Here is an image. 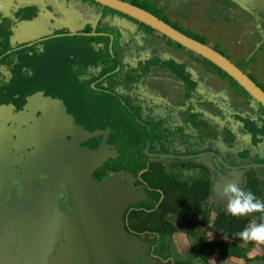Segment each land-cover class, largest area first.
<instances>
[{"label":"flooded vegetation","instance_id":"af4514ba","mask_svg":"<svg viewBox=\"0 0 264 264\" xmlns=\"http://www.w3.org/2000/svg\"><path fill=\"white\" fill-rule=\"evenodd\" d=\"M249 1L252 17L259 24L263 23L264 25V5L255 0ZM172 26L190 36L189 32L183 31L179 26L175 24H172ZM256 33L257 30L254 33L255 39L257 38ZM69 34V30L62 29L57 37L65 38L69 37ZM52 36L55 37L56 34ZM197 40L203 43L202 38ZM163 45L168 46L167 43H163ZM170 48L165 47L164 49L167 55L170 53ZM210 48L233 63L226 53L223 52V54L212 46ZM172 53L175 56V52ZM11 55L14 56L15 51L6 52L3 57L1 56L0 64L8 62L6 59ZM184 58L185 61L177 60L173 62L181 63V67L188 71L190 62L195 65L197 59ZM199 58L203 62L204 69L200 73L192 74L200 75V83L207 88L199 86L194 90V94L203 99L197 103L195 101L177 100V98L173 101L160 100L156 95L157 93H147L148 87L160 83L164 88L165 85L168 86V83H172V80L167 82L157 80L156 74L153 76L149 72L145 73L146 71H142L140 66L134 67V65H131L127 67L121 79L125 82L124 90L115 88L117 90L115 93L108 92L114 94L111 97L113 101L105 100L110 104L109 113L120 116L121 122H112L108 119L107 112L103 111L108 123L105 128H108L110 134L104 142H111L113 148H117L129 139L136 141L138 146H141L142 142L144 144L142 153L146 149L150 157L156 156L161 161L169 160L170 162L180 163V165L187 163L184 165L185 168L189 166L197 167L198 165H195L194 161L198 160L205 161L210 167L207 158L210 156L213 168L224 170V181L228 177H231L230 180L236 181L235 176L232 177V170H235V173L244 164L236 157L235 148L226 146V152L229 153L225 154L227 156H223L217 150V148L221 149L223 145L218 143L217 146L213 147L212 144L215 143L214 140L218 135L214 140L209 135V111L212 107L218 111L223 109L227 114H232L234 111L232 110L231 101L259 103L246 94L234 80L218 67L200 56ZM50 59L51 57L47 56V60ZM19 60L22 62L21 59ZM233 64L264 90L262 80L259 81L257 77L253 78L254 75L247 72L238 63L235 64L234 62ZM163 70L165 71V69ZM93 75L97 76L98 73L93 71L91 76ZM71 77L74 78V76ZM177 88L176 82L174 90ZM184 90L181 92L183 93ZM143 97L144 101H141ZM113 98L118 100L117 103L114 102ZM147 98H149V101ZM29 102L26 101L23 106ZM9 104L10 102L7 103V105ZM62 104L58 105L56 113L45 112L42 120L26 118L24 125L27 128L23 126L22 130L16 131L18 136L13 134L12 140L4 138L9 132L0 129V264H30V261L35 260V258L43 263L51 261L54 264H62L69 257L68 251L64 248L70 246L69 241L76 247L82 243H90V237L95 227L93 223L95 218L92 216V212L96 206L90 204L87 207L85 205L90 203L96 193L93 191L88 193L89 185L99 182L94 173L108 162L93 170L92 175L94 176L84 177L83 190L79 194L77 192L71 203H67L71 195V183L64 177L76 170L87 168L90 163L83 158L86 155L81 152V149L86 150L89 148L90 151L95 149L99 131L92 130L88 132L84 130L78 120L74 119L81 127L80 138L83 142H78V137L73 136V129H69L72 125V119L67 120L68 115L64 114V107L65 111L67 110L73 118L76 115L67 101H63ZM240 110L242 116H239V113L234 116H237L233 125L234 136H238L236 128L238 126L242 127L245 132L250 134L255 153L256 148H260L258 137L264 136V108L262 106L257 107L254 113L252 112L253 109L247 111L240 108ZM198 118H205V120L198 122ZM1 119L11 121L7 118ZM37 120L43 122V126H52V128H45L42 131H38L40 129L32 130L31 128L37 127V123L34 122ZM182 122L185 123V127L181 126ZM35 133H40L37 138L40 142L38 144L30 139V136ZM200 133L208 136L206 142L200 139L198 136ZM90 135L96 137V142L85 146L86 142H90ZM253 137L256 138L253 139ZM262 142L264 143V138ZM262 142L261 147L264 149ZM73 146L77 148V151L73 150ZM105 147H102V150L103 148L106 150H103V157L108 154H106L107 147ZM230 149H233V151L230 152ZM214 154L220 156L223 164L218 161ZM189 161L192 164L188 163ZM261 164L264 165V162H261ZM73 165H75V168H72ZM227 170H229L231 176L225 172ZM78 198L82 199V204H78ZM99 201L98 199L95 200L96 203ZM87 209L91 213L89 216L86 214ZM81 212H84L85 215L80 216ZM54 248H58L59 251L53 252ZM61 248L62 250H60ZM71 253L70 256H73V251Z\"/></svg>","mask_w":264,"mask_h":264},{"label":"crops","instance_id":"0c3cea01","mask_svg":"<svg viewBox=\"0 0 264 264\" xmlns=\"http://www.w3.org/2000/svg\"><path fill=\"white\" fill-rule=\"evenodd\" d=\"M3 1H5V0H0V3ZM9 1L11 2V0H9ZM122 1H124V0H122ZM129 1L130 2H128V3L133 4V3L137 2L138 0H129ZM177 1L180 2L179 0H173L172 2L175 4ZM46 2H47V0H38L37 4H40L38 7L28 5L27 3H29V2H24V0H22L21 2H18L16 4H12V2H11L12 5L8 8V9H11V11H7L8 9L5 8V7H8L7 5H4L5 7L0 5V55L1 56L5 55L6 52L16 51L17 49H21L22 47L35 48L37 45H40V46L44 45L42 40L46 39L47 37L36 36V38H33V40H30V39H27L23 34H22L21 38H20V36H21V33L24 30V28H26L29 25H35V23L39 20V17L35 16L33 14V12H38V13L40 12V14H41L40 17L42 20H44L45 24H48L50 26L52 25V22H54L52 20L55 18L54 15H56V17H57V14H55L54 12L51 13L53 11L52 7L51 8L47 7ZM166 3H168V5L171 4V2L168 0H160V1H157V6L158 5L160 6V4L162 5V4H166ZM260 3L264 5V2H260ZM29 4H31V3H29ZM47 5H49V4H47ZM133 5H135V4H133ZM176 5H178V4H176ZM75 6H77L76 9L73 7L71 10L72 11L76 10L78 17H79V15H83V18L80 17L81 19H90L94 23V28L89 27L90 31H86V33H88V35H89L88 39L91 40L89 47L91 48L94 45L97 46V40L98 39H103V38L107 37L108 41H107L106 47L109 50V54H110L111 59L115 60V62L111 61L112 63L110 65L108 64L109 62H106L104 60L100 61L99 63H96L94 58H96L97 55L92 56V58L89 56L90 57L89 59H91V61L87 64L88 71L87 70H85V72L80 71V74L78 76H74V78H73V77L69 76V73H75L76 68L69 66V63H64L66 60L63 62L62 65L60 63V61H62V57L64 56V54L69 52V50H67L66 48L62 49V47H61L62 46L61 44L63 43L64 40L60 39L59 41L55 42L54 40L56 38L48 39L46 41H47V43L50 42V44H51L50 48L52 49V52H54L56 55L55 56L56 61L51 60L53 57L52 55H51V59L47 60L46 55H49V54H47V53L43 54L41 51L37 50L36 53L35 52H24L25 56H23L22 58H25V61L23 62V60H22V62H20L19 57H18L15 60V64H11L9 67V69H10L9 73L13 72V81L11 82L12 87L14 89H19V90L25 89V92H21L20 96L31 93V92H27V90L28 89L34 90V87L39 82H41V83L43 82L45 84L47 83L45 86V89H40V92H47V93H45L47 95V98H43V100L44 101L48 100V101H60L61 102L64 100H63L62 96H59L57 94L59 92V90H63L65 92L71 90L72 88L69 89L66 86L69 84H72L74 81L75 82L77 80L79 81L81 79V77H83L84 75H88V76L84 78L83 85H87V86H90L93 88L96 87L102 91L115 93V91H117L116 90L117 88H119L120 90H124L123 87H124L125 82L122 81L121 79L124 75L125 69L127 67H130L131 65H134V67H138V66L142 67V71H146L145 73L149 72L150 75L152 74L153 76H155V74H156L157 80L166 81V82L172 80V83H168V86L165 85L164 88L160 85V83H158V84L155 83L153 85L154 93H157L156 95H157V97H159L160 100H162V101H173L176 98H177V100H182V101H202L203 100L202 97L196 96L194 94V90L196 88H199V86L207 88L202 83H200V77H201L200 75H193L192 74V73H197V72L200 73L204 69V65L198 56L194 55L198 59H197L195 65L190 62V69L188 71L184 70L181 67V65H180L181 63H176V68L174 69V71L171 69H168V68L159 67L160 65H162V62L159 61L160 62L159 64L156 62L159 59L158 57H160L164 60H166V59L163 58V54L161 52H157V50L159 48H164V47H166V48L171 47V48L177 49L178 47L176 46L175 43L171 42L170 40L165 38L163 35H161L157 32H154L151 29V31H152L151 36L153 38V41L148 40L145 37H142V40L145 41L146 43H148L149 46L145 45V44L141 45L140 43L134 44V42L128 36H126L124 28H129L131 26L136 30L137 33H141L142 29L133 26L132 25L133 23H131V22H135L136 24H141L140 22L135 21L131 18L128 19L129 17L127 18V17H125V15H121V13L112 11L108 8L96 5V4L88 2L86 0H84V1L79 0V2L75 4ZM135 6L141 7L138 4H136ZM191 8H190V10H191ZM158 9L160 10V8H158ZM106 11L107 12L110 11V12L115 13V14L110 15ZM235 11H236V18L238 19L237 23L235 20L226 22L225 20L219 19L220 21L223 22L222 24H220V26L225 25L224 28H226V26L228 25L227 27H229V30H226L224 32V34L226 35V36H224V38H221V36L218 35L220 33V30L217 27L219 26L218 23L220 21H213L217 25V26H215V32L211 31L210 34H208L206 37L197 36V35H199L197 33V30L190 29L188 27H184L185 29H183V28H181V29L183 31L191 32L190 37H192L194 39L202 38V42L207 46L210 45L212 47L217 48L216 43L218 42V40H222V44L224 43L223 44L224 49L220 50L219 48H217V50H219L222 53L223 52L226 53V51H228L229 47L232 45L234 46L236 43L238 44V46L245 49V52L249 51V52L258 53V51H260L261 49H264V46L261 47L260 43L256 44V42L252 46V42L254 41V39H253L254 34H253V37L250 36L251 32H249L248 29L251 26H253L254 29L252 32L255 33V30H257V27H255V26H258L259 22H257L254 19V17H252L250 8L246 11V13H244L241 9H236ZM187 12H188L187 17L189 18L190 14H191V13H189V9ZM191 12L194 13L195 11H191ZM84 15L86 16V18ZM158 16H160V18H166V19L170 20L163 13H161V15H158ZM63 17H64L65 23L67 25H71L69 22V19L66 18V16H63ZM175 19L177 22H174L173 24H176L178 26H179V24L184 25L183 23H181L178 20V16H176ZM244 25H246L245 29H244ZM141 26H143V25H141ZM17 27H19V29ZM71 33H73V35H74L75 33H78V30H76V28L73 29L71 27ZM53 34H56V32H54ZM17 35H19V37H17ZM243 36L247 37V40H244ZM66 41L69 43L72 42L73 44H75V42H78V43L82 42L78 38H76V39L67 38ZM3 42L6 43L5 46H2ZM10 43H12V44H10ZM163 43H167V45L169 47L164 46ZM83 47L86 50H89V47L87 46V44H84ZM180 48L183 49L184 51L189 52L188 50H186L182 47H180ZM78 49L83 51V49L81 47H78L76 50H78ZM231 52L232 51H229V53H231ZM191 54H193V53H191ZM104 55H105L106 59L108 60V57H107L105 51L102 55H100V56H102L101 58L105 59ZM255 56L256 55H250V56H248V58L250 59L251 57L253 58ZM36 59H39L40 61H42V64L45 67H47L49 70L48 71L44 70L46 72L45 74L42 73V75H40L38 77L36 76V81L35 80H28L29 75L32 77V75L35 74V71H39L42 68V67H40L41 62L39 60H36ZM31 60H33V62H31ZM239 60H241V57ZM34 61H35V63H34ZM241 61H242V63L244 62V60H241ZM28 62H30V63H28ZM55 64H56V66H55L56 70L54 72V70H53L54 66L53 65H55ZM23 65H24V67H22ZM90 66H92L93 68L90 69ZM153 66H155V67H153ZM51 69H52V71H51ZM163 69H165V71ZM93 71L98 73V75L97 76L96 75L91 76ZM67 73H68V77L64 76ZM61 74H63V77H60ZM252 74L254 75L253 78L257 77L259 79V81L262 80L264 82L263 76H261V75L259 76L258 73H252ZM99 76L101 78H98ZM178 76H179V79H182V80H179ZM1 77H2V74L0 73V79H1ZM78 77L80 79H78ZM214 81H215V79H214ZM63 82H65V83H63ZM176 82H177L178 88L176 90H174V88L176 86ZM103 83H106V86L111 91H108L107 89H105ZM48 84H50V86L51 85H58V88L49 87ZM59 84L61 86H63V88H60ZM28 85H30V86L32 85V87L27 88ZM99 85H101V86H99ZM73 88L75 89V86ZM37 89H38V93H39V88H36L35 90H37ZM53 89L57 90V91L54 93ZM170 89H171V91L169 92ZM182 90H184L183 93L181 92ZM186 90H187V92H186ZM51 91L54 93L53 95L50 94ZM10 93H12V92L10 91ZM149 94H151V93H149ZM25 96H22L21 98H24L27 101V98H25ZM97 99H101L100 101H105L103 99V97L101 96V93H97ZM147 99L149 101V98H147ZM106 100L113 101L111 98L106 99ZM72 101H75V99L73 98ZM141 101H144V97L142 98ZM152 101H153V99H152ZM231 106H232V110H235V111L237 110L241 113H242V111L240 110V108L245 109L247 111L252 110L254 108L255 109L257 108L256 104L253 101H231ZM255 109L252 111L253 113L256 112ZM64 111H65V109H64ZM252 112H250V114H252ZM67 115H68L67 120L71 119V116L69 114H67ZM211 115H212V113L210 112V117H212ZM213 120H215V119L213 118ZM82 126L84 127L83 124H82ZM93 130L99 131L98 129H93ZM252 132H254V131H252ZM254 133H256V132H254ZM245 135L250 136V134H248V133H246ZM89 138L91 140L94 137L92 135H90ZM255 138L256 137H253V139H255ZM263 138H264V136H260V143H259L260 148L257 147L255 150V153L253 151L254 154L252 155L251 159H239L243 162L244 165L241 169H239L236 172L237 175L234 177V178H236V181L238 184L247 183L246 182L247 179H251L252 180L251 183L259 184L260 187H262V189L260 191L261 196H262V201H264V186L262 183L257 182L258 180L260 182L259 175H257V173L254 170H257V169L264 170V165L261 164V162L264 161V149L261 147V142H262ZM258 139H259V137H258ZM262 144L264 145L263 142H262ZM237 148H238V146L236 145L235 151L238 150ZM115 150H117V148L114 147L113 152H115ZM226 153H229V152L227 151ZM236 153H235V155H236ZM250 172H255L258 179L254 180L253 177L251 176ZM113 173L114 172H110L109 174L113 175ZM118 173L122 174V176H126L127 178H128V176L131 177L129 175V173L125 172L124 170L118 171ZM246 177H247V179H246ZM225 183H228V182L225 181ZM245 187H247V186H245ZM212 201H214L215 205H213L212 207H209L210 203L208 204V208H205V210L207 209L208 211L206 212L204 210L199 215L198 225L202 226V224H205L204 228H203V226H202V228H203V230L205 229L204 235L208 239H210V240H222V239L226 238V232H225V230L218 229L216 227V225L214 224V219L216 217V213L221 208L225 207V204L227 201L222 200L220 203H217L216 197H214L213 200H210L209 202H212ZM167 218L174 225L175 228H177L180 225V229H181V225H182V222L184 220L180 216L175 215V214H169L167 216ZM246 218L248 219V221L246 223V227L250 223H253V222H255V223L262 222L261 220L259 221L256 218L254 213L247 215ZM124 230L130 236H133V235H136V236L140 235L141 236L142 234L152 235L151 233H147V232L142 233V234L129 232V231H127L125 225H124ZM143 236L141 237L142 239H143ZM166 236H168L170 241L164 240V237H166ZM137 238H139V237L137 236ZM102 240H103V237L100 234H98L94 239H92V244L97 245L98 242L102 241ZM130 240H131V242L128 241L127 244H125V242H122L121 244H119L117 249L110 248V251H108V249H104L103 253L105 256H108L110 258L111 264H145L146 259H145V256L143 254H146L145 250L147 248H143L142 246H140L138 243L140 240L136 239V241H135L136 242V244H135L136 249H135V247L133 245L134 240L131 237H130ZM169 243H170V246H169V250H168V244ZM179 243H180V239H173V241H172V238H170V236L168 234L157 233L153 238L152 248L149 247V251H148V253L153 251V255L151 256V259H149V261L146 264H155V262L157 260H158V262H167V261H169V259H173L172 262H174L175 260L192 259L194 264H264V259L257 258L260 256L262 257L264 255V246H257L255 243H252V242L245 243L241 239L236 240V245H238L241 248V251L243 254V256H241V257L240 256H225L222 254H213V255H206L205 254L206 257L201 258L197 252L190 255L189 254V251H190L189 248L188 249L187 248H183V249L176 248V247H180ZM171 245H172V251L170 250ZM190 248H191V246H190ZM141 249L143 250L142 254H141ZM93 252L95 253V251H93ZM175 252H176V255H175ZM173 255H175V258H171ZM152 261H154V262H152Z\"/></svg>","mask_w":264,"mask_h":264},{"label":"rangeland","instance_id":"374dc122","mask_svg":"<svg viewBox=\"0 0 264 264\" xmlns=\"http://www.w3.org/2000/svg\"><path fill=\"white\" fill-rule=\"evenodd\" d=\"M21 1L22 0H11L12 4H16V3L21 2ZM37 1L38 0H24V2L31 3V4L27 3L28 5L38 7L40 4H37ZM124 1L130 2L129 0H124ZM157 1H160V0H138L137 2H135L133 4L140 5L142 8L153 13L156 16L161 15V13H163L165 16H167L170 19V20H168V22L171 24H173L174 22H177L175 17L178 16V20L184 24V25L179 24L180 28L185 29L184 27H188L190 29L197 30V33L199 34L197 36H202V37H206L208 34H210L211 31L215 32V26H217V25L213 21L225 20L226 22H229V21L235 20L237 23L238 19L236 18V11L235 10L241 9L244 13H246V11L250 7V1H248V0H179L180 2L177 1L175 4L172 2L173 0H168L171 2V4H169V5H168V3L162 4V5L160 4L161 7L159 5L157 6ZM255 1L264 2V0H255ZM11 2L9 0H5V1L1 2L0 5L1 6L7 5L8 7H5V6L4 7L6 9H8L12 5ZM78 2H79V0H47L46 6L49 8L52 7L53 11L51 13L54 12L55 14H57V17H56V15H54L55 18L52 20V21H54V22H52V25L50 26L48 24H45L44 20H42L40 17L41 16L40 12L39 13L33 12V14L35 16L39 17V20L35 23V25H29L26 28H24V30L22 31L21 36H20V38H21L22 34H23L27 39L33 40V38H36V36L46 37V36H49L50 34H53L54 32L59 34V33H61L62 29L69 30L70 34H69V37H67V38H70V39L78 38L82 41L81 43L75 42V44L71 45V47H69V46L67 47L71 51H76L75 55H73V57H72V60L74 62L70 65L71 67L76 68V70H75V73H69V76H78L80 74V71H84V72H85V70L88 71L87 64L91 61V59H89V58L90 57L92 58V56H95V55H97V57L96 58L93 57V58L95 59L96 63H99L100 61L104 60L106 62H109L108 64L110 65L112 63L111 61L115 62V60L111 59L110 54H109V50L106 47L107 41H108L107 37H105L103 39H98L97 40V46L94 45L91 48L89 47L91 40L88 39L89 35H88V33H86V31H90V28H94V23L90 19H81V18H83V15H79V17H78V14L76 13L77 11L71 10L73 7L76 9L77 6H75V4ZM47 4H49V5H47ZM176 4H178V5H176ZM158 8H160L161 11ZM190 8H191V10H190ZM188 9H189V13H191L189 18L187 17ZM7 11H11V9H8ZM191 11H195V12L192 13ZM107 13H109L110 15L115 14V13H112L110 11H108ZM121 15H123V14H121ZM63 16H66V18L69 19V22L71 25H67L65 23ZM125 17H127V16H125ZM85 18H86V16H85ZM128 19H130V18H128ZM162 19H166V18H162ZM131 23H133L132 24L133 26L142 29V32L137 33L136 30L130 26L129 28H124L126 36H128L134 42V44L140 43L141 45L145 44V45L149 46L148 43H146L145 41L142 40V37H145L146 39L153 41V38L151 36L152 35L151 29L148 27L146 28V26H144L143 24H136L135 22H131ZM222 23L223 22L220 21L218 23L219 26L217 28L220 30V33L218 35H220L221 38H224V36H226L224 34V32L226 30H229V27H227L228 25L226 26V28H224L225 25L220 26V24H222ZM141 25H143V26H141ZM71 27L73 29L76 28V30H78V33H75L73 35V33H71ZM245 27H246V25H244V29H245ZM17 28L19 29V27H17ZM257 28H258L257 33H256L257 38L256 39L253 38L254 41L252 42V46L256 42V44L260 43V46L262 47V46H264V38H263V36H264V25H263V23L259 24L257 26ZM248 31L252 32L253 26H251L248 29ZM189 34H191V32H189ZM253 34H251L250 36H253ZM17 37H19V35H17ZM243 39L247 40V37L243 36ZM59 40L60 39L56 38L54 41L56 42ZM10 44H12V43H10ZM84 44H87V46L89 47V50H86L83 47ZM223 44H222V40H218V42L216 43V46L220 50H223L224 49ZM50 46H51V44L49 46H46L45 44L43 46L37 45L35 48L22 47L21 49H17L15 51L14 56L11 55L9 58L6 59V61H8V62L2 63L0 65V73L2 74V77L0 79V117L1 118H7V119L11 120V121H3L0 118V129L4 130V132H9V133H7L6 137H4V138L12 140L13 134H15V136H18V133H16V131L22 130L23 126L25 128H27L24 125L26 118L42 120V119H44L45 112L56 113L58 110V105L63 102V101L60 102V101H48V100L44 101L43 98H47V95L45 94L47 92H40V89H45V86L47 83L45 84L43 82L42 83L39 82L34 87V90L27 91V92H31V93L25 94L26 96L22 95V96H25V98H27V101H30L27 105L23 106V103H26V100L24 98H21L22 96H20V94H21V92H25V89H21V90L14 89L12 87V84H11V82L13 81V72L9 73V70H10L9 67L11 64H15V60L18 57H19V59L23 60V62H24L25 58H22L23 56H25L24 52H35L36 53L38 50L44 54L48 50V54H51L53 56L51 60L56 61L55 53L52 52V50H49ZM78 47H81L83 49V51L80 49H78L79 51L76 50ZM164 49H165V47L159 48L157 50V52H161L163 54V58H165L166 60L158 57L159 59L156 62L158 64L160 62H162V65H160L161 67L168 68V69H171L173 71L176 68V63L173 61H177V60L178 61L179 60L185 61L184 57L198 59L196 56H194V54H191L190 52L184 51L181 48H177V49L170 48L169 49L170 53L168 55L164 51ZM104 51L108 57V60L106 59L105 55H104L105 59H102L101 58L102 56H100L104 53ZM229 51H232V52L229 53ZM172 52H175V56L173 55ZM226 54L228 55V57L230 56L229 59L232 60L233 63L234 62H235V64L238 63L244 69H246L247 72L258 73L259 76L261 75L264 78V49H261L260 51H258V53L249 52V51L245 52V49L238 46V44L236 43L234 46L232 45L229 47L228 51H226ZM250 55H256L254 57L255 59H252V57L249 59L248 56H250ZM240 57H241V60H244L243 63L241 60H239ZM231 58H233V59H231ZM33 60H31V62H33ZM36 60H39V59H36ZM40 62H41L40 67H42L41 70L35 71V74H33L32 77L29 75L28 80H35L36 81V76L38 77V76L42 75V73L45 74L46 73L45 71L49 70L47 67H45L42 64V61H40ZM28 63H30V62H28ZM34 63H35V61H34ZM92 68L93 67L90 66V69H92ZM64 76L68 77V73L65 74ZM87 76L88 75H84L83 77H81V79L79 78L81 80V81L79 80L80 82L77 80L76 82L74 81L72 84H69L66 86L69 89L72 88L71 90H69L67 92H64L63 90H59V92L57 94L59 96H62L64 101H67L68 105H70L69 107L72 109V111L76 115L75 118H73L70 115L71 119H72V121H71L72 125L69 127V129H71V130L73 129V131H74L73 136L78 137L77 138L78 142H81V143L83 142V140L80 138V128L81 127L78 125L77 122H75L74 119H76V121L78 120V122H84L83 128H84V130H86L88 132L92 131L93 129L99 130V135L97 136V140H96L97 142L94 141L96 139V137H95V138L91 139L90 142L85 143V146H86V145H92L96 142L95 143L96 148L91 151L92 153H90L89 158L87 157V155L83 156V158L86 160L88 158L87 161L91 162L92 158L94 157L97 159L96 160L97 163H99L101 166H103L102 165L103 163H106L107 161L116 159L118 157V155L120 154V152L122 151L121 149H124V148L129 146V142L126 140L124 142V144L117 147L118 149L115 150V152H113V146H112L111 142H104L108 139L110 134H109L108 128H105L106 125L108 126V123H107V120L105 118L103 111L107 112L108 119L114 123H120L121 118H120V116H118L115 113H113V114L109 113L110 104H108L106 101L96 102L91 107V105L88 101H96V100H94V99L92 100L90 98V96H88V95L94 94L95 95L94 97H97V93H101V96L103 97V99L106 100V99L111 98L114 94L108 93L106 91H100V90H98V92H97L96 87L93 88V87H90L87 85H83L84 78ZM60 77H63V74H61ZM98 78H101V77L99 76ZM63 83H65V82H63ZM103 84H104L105 89H107L108 91H111L106 86V83H103ZM48 85H49V87L58 88V85H51V86H50V84H48ZM74 86H75V88L79 87V88H84L86 90H87V88H89V90H87V92L83 94L80 91L75 89L77 92H79V93H77L76 91L73 90ZM99 86H101V85H99ZM30 87H32V85ZM59 87L63 88V86H61L60 84H59ZM36 88H39V93H38V89L35 90ZM10 91L12 93H10ZM56 91L57 90L53 89L54 93ZM53 92L51 91L50 94L53 95L54 94ZM147 93H151V94L154 93L153 85L148 87ZM78 95L80 96V98L79 97L77 98ZM73 98L75 100L80 101V104H78L79 107H78L77 103H74L76 101H72ZM113 99H114V102L117 103L118 100L115 98H113ZM8 101L10 102L9 105H11V106L7 105V103H9ZM107 101L110 102L111 100H107ZM197 102H199V101H195V103H197ZM211 102H219V101H211ZM71 103H73V104H71ZM85 106L87 107L86 110H85V108H82L81 112L78 114L79 108L85 107ZM100 110H101V112H100ZM90 111L94 112L93 115L90 114ZM233 111L234 112H232V114H227L223 109H220L218 111L215 108L211 107V110L209 112L212 113L211 116L215 120H213L212 117H210V119L208 120L209 135L213 140L215 139L216 135H218V137L214 140L215 143H213L212 145H213V147L217 146L218 143L223 145V147H221V149L217 148L218 152H220L223 156L226 154V146L234 149L237 145L239 147V149L236 150V152H237L236 157L238 159H251L252 155L254 154L253 153L254 148H253V144H252V140H251L250 136L245 135L247 132H245V130L240 126H238L236 128L238 136L237 137L234 136L235 131L233 130V125L235 124L234 120L237 117V116L236 117H234V116L237 113H239V116H242V113L237 111V110L236 111L233 110ZM65 113L68 114L69 112L66 110V112L64 111V114ZM87 114H88V118L84 119L83 116H85ZM18 117H20V118H18ZM38 120L34 121L37 123V127L31 128L32 130L40 129L38 131H42L45 128H49V129L52 128V126L51 127L43 126V122L38 121ZM204 120H205V118H198V122L204 121ZM245 120H247V119H245ZM117 126H119V125H117ZM181 126L185 127V123L182 122ZM39 134L40 133H35V134H32L30 136L31 141H33L35 144L40 143L37 139ZM198 136L204 142H206L207 137H208L204 133H200V134H198ZM4 138H2V139H4ZM4 140H6V139H4ZM258 140L260 143V137ZM104 146L107 147L106 154L107 153L108 154L106 157L105 156L101 157L100 155H94V154H98L96 152L97 151L96 149L100 150ZM84 148H87V147H84ZM233 149H230V152L233 151ZM87 150H89V148H87ZM103 150H104V148H103ZM104 151H106V150H104ZM85 152H87V151L84 150L83 154ZM225 156H227V155H225ZM161 164L165 168V170L167 169L168 171H171L172 173L179 174L182 177V179H187V178H191V177L193 178V177H196L198 175L205 178L203 172H207V171L210 175L212 174L209 165L207 163H205V161H200V160L194 161V164L198 165L196 168H185V167L180 168V163H175L172 161L170 162L169 160H162ZM186 164L187 163H184V165H186ZM200 167H202V169H200ZM203 170H205V171H203ZM227 171H229V170H227ZM232 171L234 172L235 170H232ZM254 171L257 173V175H259L260 182H259V180L257 182L262 183L264 186V170L257 169ZM106 172L107 171H105L104 173H106ZM255 172H250L251 176L253 177L254 180L258 179ZM92 174H90V176L95 175V173H94V175H92ZM107 174H108V172H107ZM109 178L112 181L110 183H116L117 180H120L123 183V185H119L118 189L120 190V192L127 194V197H128V195L130 196L133 194H138L140 196V199H141L140 201H147V202L151 201V199L148 197L147 193L145 192L144 185H142L139 180L136 181L134 177L131 178L128 176V178H127L126 176H122V174H113V175H109ZM246 179H247V177H246ZM246 182L247 183L238 184V186H240L241 188H244L245 186H248L247 184L251 183L252 180L247 179ZM97 185H100L99 187H97V189H98L97 192H108V189L106 188V184L98 183ZM221 190L219 189V192L217 194L218 196L216 197L217 203H220L222 200L227 201V198L222 195ZM112 191L115 192L114 188L112 189ZM140 201H138L136 203L135 202L134 203H127L125 206H123V208L126 209L128 207L135 206ZM123 225H125V221H124ZM143 235L144 234H142L141 236L137 235L139 238H137L136 235H133L130 237L134 240V244H133L134 247L136 246L135 241H136V239H138V240H140L138 242L139 245L142 246L143 248H147L145 250L146 254H143L145 256V259H146V262H145V264H146L149 261V259H151V256L153 255V251L148 253L149 247L152 248V245H153V237H152V235H147V234H145L144 236ZM168 235L170 236V238H172V241H173V239H180V243H179L180 247H176V248H179V249H183V248L188 249L189 248V249H191L190 246L193 243V239L188 233V225L186 224V222H184V221L182 222L181 229H180V225H179L177 228H175V231L173 233H170ZM142 236H143V239L141 238ZM164 240L170 241L168 236L164 237ZM169 246H170V243L168 244V250H169ZM135 249H136V247H135ZM170 250L172 251V245L170 247ZM142 251L143 250L141 249V254H142ZM175 255H176V252H175ZM175 255H173L171 258H175ZM172 260L173 259H169V261H167V264L172 263ZM152 262H154V261H152Z\"/></svg>","mask_w":264,"mask_h":264},{"label":"trees","instance_id":"16d2710c","mask_svg":"<svg viewBox=\"0 0 264 264\" xmlns=\"http://www.w3.org/2000/svg\"><path fill=\"white\" fill-rule=\"evenodd\" d=\"M86 1L94 3L89 0ZM46 37V39L42 40L43 44H45L46 46L50 45V42L47 43L46 40L58 38L57 35L55 37H51V35ZM58 39L64 40L61 44L62 49L66 48L67 50H69L67 47H71V45H73L72 42H67L68 44L65 42L67 37ZM5 44L6 43L3 42L2 46H5ZM49 50L52 49L49 48ZM46 53L48 54V50ZM75 53L76 51L69 50L68 53L64 54V56L62 57V61H60L61 65L66 60L64 63H69L70 66L74 62L72 60V57L73 55H75ZM46 56L51 57V54ZM53 66L52 67L55 72L56 64ZM29 87L30 85L27 86V88ZM75 89L83 94L86 93L87 90H89V88H87L86 90L79 87H76ZM75 89L73 88L74 91H76ZM98 90L100 89L96 88L97 92ZM27 91L32 90L28 89ZM88 96H90L92 100H96L92 103L90 102L91 107L96 102H99L101 100L97 99V97H94V94H90ZM78 97L80 98L79 95L77 96V98ZM75 101L76 102L74 103H77V105L80 104V101ZM256 106L261 107L260 104H256ZM82 108H85L86 110L87 107L85 106L79 108L78 114L81 112ZM93 113V111H90L91 115H93ZM83 117L84 119L88 118V114ZM79 123L83 124L84 122ZM128 142L129 146L121 149L122 153L119 157L108 161V163H106L103 167H100L95 172V177L97 178V180H100L107 174V172H118L124 170L125 172L129 173L131 178L134 177L136 181L139 180L141 184L144 185L145 192L147 193L151 201H140L135 206L128 207L125 210L123 218L127 231L137 234H142L145 232L151 233L153 238L157 233H173L175 231V227L168 220L167 216L169 214H175L180 216L184 220V222H186V224L188 225V233L193 238V243L189 251L190 255L197 252L201 258L206 257V255L213 254H222L225 256H243L241 248L236 245V240H239L236 234L243 231L246 227V223L248 221L246 216L233 217L227 214L225 204V207L221 208L216 213V217L214 219V224L216 225V227L218 229H223L226 232V238L222 240L208 239L204 235L205 229L203 230V228L205 224H202L203 228L201 225H198L199 215L205 210V208H208V204L210 203L209 207L215 205L214 201H209L218 196L217 194L219 192V189L217 186H223L224 184H226L224 181L225 177L223 176L224 170H215L213 168V162L210 159V156H208L207 158L209 160L210 170L212 172L211 175L207 171L203 172L205 178L198 175L193 178L191 177L182 179L179 174L172 173L167 169L165 170V168L161 164V159H159L158 157H147L144 153H142L144 145L142 142L141 146H138V143L132 139H129ZM188 163L192 164L191 161H189ZM184 167V165H180V168ZM188 168L196 167L189 166ZM105 171L107 172L104 173ZM225 172L229 176L233 174L232 177L237 175L236 172H233L231 174L228 171ZM229 178L231 177H228L226 182L232 181ZM244 189L246 191L253 192L257 196V198L262 200L260 192L262 187H260L259 184L249 183L248 186ZM205 211L207 212L208 210L206 209ZM254 214L259 221L261 220V217L264 216V214L262 213ZM257 258L264 259V255ZM155 264H167V262H158L157 260ZM170 264H194V262L192 259H184L175 260Z\"/></svg>","mask_w":264,"mask_h":264},{"label":"water","instance_id":"95a60500","mask_svg":"<svg viewBox=\"0 0 264 264\" xmlns=\"http://www.w3.org/2000/svg\"><path fill=\"white\" fill-rule=\"evenodd\" d=\"M92 1L102 7L108 8L112 11L121 13L135 21L140 22L141 24L149 27L164 35L168 39L174 41L175 43L179 44L180 46L192 51L196 55L202 57L203 59L209 61L211 64L218 67L221 71L227 74L232 80H234L244 91L248 94L251 98H253L256 102H258L264 108V90L259 87L255 81L251 80L243 71H241L237 66L231 63L226 57L222 56L220 53L215 51L214 49L199 43L198 41L187 37L180 31L176 30L175 28L171 27L153 13L145 10L144 8L137 7L131 3L122 1V0H89ZM73 150L77 151V148L73 146ZM98 154L103 156L102 149H96ZM84 149H81L83 152ZM84 155H87L89 158L91 151L87 150ZM146 155H149L144 149L143 151ZM210 155L212 153H209ZM218 161L222 164V160L220 156L214 154ZM87 158V160H88ZM86 160V161H87ZM96 158H92V163L87 165L86 169H79L71 174H67L64 179H67L71 183V195L67 200V203H71L73 197L76 196L83 190L82 184L84 183L83 178L86 176H90L92 171L101 166L97 163ZM75 168V165L72 166ZM66 171V170H65ZM85 175V176H84ZM103 184H106V188L108 192H97V187L100 185L97 184H90L89 191H93L96 194L93 195V199L90 201L89 204L85 205L89 207L91 204L92 206H96L92 212V216L95 218L94 220V228L93 233L90 237V243H82L76 247L74 244L70 242V246H65L64 248L68 251V256L62 264H111L110 258L104 255V249L110 248L117 249L118 245L122 242L125 244L131 242L130 235H128L123 226V219L122 213L124 211L123 206L127 203H136L140 201V196L138 194L128 195L120 192L118 189L119 185H123L120 180H117L116 183H108L106 179H104ZM109 187V188H108ZM220 190L222 186H217ZM114 188L115 192L112 191ZM100 200L98 203L95 200ZM78 204H82V199L78 198ZM66 203V204H67ZM86 214L89 216L91 213L86 211ZM81 215H85L84 212L80 213ZM98 234L103 237L102 241H99L97 245L92 244V239H94ZM43 235V234H41ZM64 249V250H65ZM62 250V248L60 249ZM52 251V249H50ZM59 251L58 248H54L53 252ZM73 251L74 255L70 256ZM95 251V253L93 252ZM30 264H54L49 261L48 263H43L39 259L35 258V260L30 261Z\"/></svg>","mask_w":264,"mask_h":264},{"label":"clouds","instance_id":"9594fccd","mask_svg":"<svg viewBox=\"0 0 264 264\" xmlns=\"http://www.w3.org/2000/svg\"><path fill=\"white\" fill-rule=\"evenodd\" d=\"M157 17L159 19H161L162 21H164L165 23H167L168 25H170L171 27H173L172 24H170L168 22V19H162V18H160V16H157ZM153 31H155V30H153ZM155 32H157V31H155ZM181 33H183V32H181ZM183 34L186 35L187 37H190L185 33H183ZM165 38H167V37H165ZM190 38H192V37H190ZM192 39H194V38H192ZM168 40H170V39H168ZM194 40L198 41L197 39H194ZM170 41L175 43L172 40H170ZM175 44L178 48L182 47L177 43H175ZM182 48H184V47H182ZM184 49H186V48H184ZM186 50H188V49H186ZM188 51L190 53H193L190 50H188ZM193 54L196 55L195 53H193ZM196 56H198V55H196ZM121 153H122V151L120 152L118 157L121 155ZM147 153H148V151H147ZM146 156L150 157L149 155H146ZM109 173L110 172H108V174H106L100 180H97L99 182H95L94 184L102 183V182H104V179H106V181L108 183L112 182L111 179L109 178V175H110ZM113 174H119V173L114 172ZM222 195L227 198V203H226L227 214H229L233 217L247 216V215H250L252 213L264 214V201L257 198V196L253 192L246 191L244 188H241L240 186H238V183L236 181H231V182L224 184L222 187ZM126 209H124V211L122 213L123 224H124L123 216H124ZM261 220H262V222H260V223H255V222L250 223L247 227L244 228L243 231L237 233L236 236L245 243L252 242V243H255L257 246H264V216L261 217Z\"/></svg>","mask_w":264,"mask_h":264}]
</instances>
